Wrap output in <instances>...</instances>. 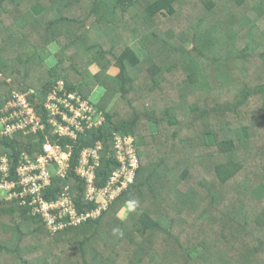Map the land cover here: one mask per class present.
Returning a JSON list of instances; mask_svg holds the SVG:
<instances>
[{
    "label": "trees",
    "instance_id": "16d2710c",
    "mask_svg": "<svg viewBox=\"0 0 264 264\" xmlns=\"http://www.w3.org/2000/svg\"><path fill=\"white\" fill-rule=\"evenodd\" d=\"M0 38V110L22 93L46 125L0 137L18 186L23 155H43L47 141L73 145L74 168L102 145L100 186L119 165L116 134L136 139L140 160L99 216L55 232L20 199H1L0 264H264V0H0ZM53 44L50 68L40 52ZM61 82L87 102L105 89L104 122L76 142L48 124ZM74 168L45 196L68 187L88 212L97 204Z\"/></svg>",
    "mask_w": 264,
    "mask_h": 264
},
{
    "label": "built area",
    "instance_id": "2783aa9c",
    "mask_svg": "<svg viewBox=\"0 0 264 264\" xmlns=\"http://www.w3.org/2000/svg\"><path fill=\"white\" fill-rule=\"evenodd\" d=\"M88 103L79 95L64 91V84L59 83L44 105L49 118L48 124L53 127V135L76 142L79 134L84 133L85 129L99 126L90 125L97 113L91 110ZM45 126L42 115L37 114L34 106L22 93L14 92L6 107L0 110V137H13L21 132L36 134L44 131ZM100 150V144L95 148L84 149L74 168L73 145L47 141L43 146V155L36 158L23 155L22 164L15 168V173L20 178L19 186L18 180L10 178L11 166L4 158L0 160V187H7V192L0 200L20 199L21 203L31 207L32 213L45 219L52 232L68 225L80 224L89 217L99 216L134 182L140 164L135 139L116 134L111 156L119 165L112 171L107 183L100 186L97 183V168L101 162ZM73 168L77 176L85 182L87 199L97 204L93 210L79 212L68 187L55 198L49 199L45 196L44 191L52 185L53 179H66Z\"/></svg>",
    "mask_w": 264,
    "mask_h": 264
},
{
    "label": "rangeland",
    "instance_id": "374dc122",
    "mask_svg": "<svg viewBox=\"0 0 264 264\" xmlns=\"http://www.w3.org/2000/svg\"><path fill=\"white\" fill-rule=\"evenodd\" d=\"M32 11L35 14H41L42 10L38 7H35L32 9ZM2 42L1 38H0V43ZM134 49L136 51H138V53L140 54V56L142 58H145L147 56V54L145 53V51L143 50V48L141 46H139L138 44L133 45ZM60 50V47L56 44L51 45L50 47H48L46 50H43L42 53L40 52V56L44 59L45 64H47L48 67L53 68L57 63H58V52ZM28 55L30 56H34L36 55V52L31 49L27 52ZM98 68L97 67H92L93 72H97ZM105 93V89H103L102 87H97L95 89V91L92 93V95L90 96L89 99V103H92L93 106H90L91 110H94L97 114L96 116L90 121V125H100L101 123L104 122V115L98 111L97 109V104L100 102V100L102 99L103 95ZM116 99L110 104V107L114 105ZM152 129L154 130L155 126L153 124H151ZM135 139V138H134ZM136 146V143H135ZM138 146H136L137 149ZM145 147V142L142 145V148ZM7 192V187H0V197L1 196H5ZM134 204L132 202H126V204L123 205L122 209L119 210L118 213V217L121 219H124L128 216L129 212L133 209ZM99 212H96V214H98ZM203 250L202 246H196L191 253L194 256H197L198 254H200Z\"/></svg>",
    "mask_w": 264,
    "mask_h": 264
},
{
    "label": "crops",
    "instance_id": "0c3cea01",
    "mask_svg": "<svg viewBox=\"0 0 264 264\" xmlns=\"http://www.w3.org/2000/svg\"><path fill=\"white\" fill-rule=\"evenodd\" d=\"M136 140V139H135Z\"/></svg>",
    "mask_w": 264,
    "mask_h": 264
}]
</instances>
